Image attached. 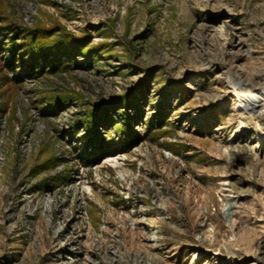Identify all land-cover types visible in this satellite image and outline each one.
Returning a JSON list of instances; mask_svg holds the SVG:
<instances>
[{"label": "rangeland", "instance_id": "1", "mask_svg": "<svg viewBox=\"0 0 264 264\" xmlns=\"http://www.w3.org/2000/svg\"><path fill=\"white\" fill-rule=\"evenodd\" d=\"M0 3L16 22L59 21L104 47L57 73L0 78V264H264L252 213L264 183L250 168L264 143L241 126L235 92L247 74L264 86V0ZM125 93L142 99V136L90 163L84 118L99 103L124 124L138 111ZM116 125L98 122L108 139Z\"/></svg>", "mask_w": 264, "mask_h": 264}, {"label": "trees", "instance_id": "2", "mask_svg": "<svg viewBox=\"0 0 264 264\" xmlns=\"http://www.w3.org/2000/svg\"><path fill=\"white\" fill-rule=\"evenodd\" d=\"M51 2V0H43ZM9 38V39H6ZM91 34H77L73 33L62 22L56 21L53 24H48L43 20L32 24H24L16 22L11 19L6 12L4 6L0 3V55L3 53L7 59L3 63L7 69L12 72V77L7 76V70L0 66V78L4 81L21 79L22 73L19 68H24L22 72L29 75H43L47 72L57 73L62 69L70 66V60L78 54L83 56H91L95 54L96 50H102L104 47L91 44ZM65 57V58H64ZM1 87V85H0ZM121 98L129 109V102L138 105L136 116H132L129 111H125V123L117 124L112 115L111 108L108 105L99 103H92L89 108L84 122L86 124L85 133L82 136L83 143H85L84 150L81 151L84 159H88L90 163L97 162L103 153L119 149L120 145H135L138 139L142 136L141 133L134 128L136 119L143 118L144 108L141 104V98L138 95L131 96L128 93L121 95ZM62 98L58 95H51L48 97V105L55 110L58 103H61ZM6 103L0 105V114L5 112ZM100 113V115H98ZM167 114L158 112L151 119L148 124V132L152 128L160 127L155 125L156 120H161L165 123ZM102 121L104 124L116 125L117 137L108 139L103 132L98 128V122ZM168 130L161 131L163 134ZM51 158L41 163V168H48L52 164ZM48 186L52 181H47Z\"/></svg>", "mask_w": 264, "mask_h": 264}, {"label": "bare ground", "instance_id": "3", "mask_svg": "<svg viewBox=\"0 0 264 264\" xmlns=\"http://www.w3.org/2000/svg\"><path fill=\"white\" fill-rule=\"evenodd\" d=\"M227 77L236 85V80L242 78L243 73L231 68L227 71ZM235 87V92L239 101L237 111L240 116L239 122L241 126H249L257 130L260 141L264 143V86L258 84L255 79V74H247L243 82ZM250 168L261 174L260 180L264 183V161L261 160L257 165H252ZM258 182L257 185L259 184ZM257 197L258 206L252 209V213L255 214V217L258 213H261V216L264 217V190L257 194ZM247 221V225L252 224L250 220ZM246 227H248L246 229L250 232V236L246 237L250 244L252 241L256 240L259 232L258 228L253 225Z\"/></svg>", "mask_w": 264, "mask_h": 264}]
</instances>
